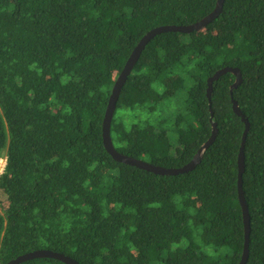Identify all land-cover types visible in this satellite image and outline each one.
<instances>
[{"label":"trees","instance_id":"1","mask_svg":"<svg viewBox=\"0 0 264 264\" xmlns=\"http://www.w3.org/2000/svg\"><path fill=\"white\" fill-rule=\"evenodd\" d=\"M217 1L0 0V192L8 200L0 207V264L37 249L81 264H240L246 123L233 97L251 123L246 264H264V0H225L204 29L156 35L123 87L111 135L130 156L183 166L217 123L194 169L157 174L116 160L103 140L113 86L141 39L157 26L197 22ZM225 66L240 67L244 80L232 96L236 75H222L211 108L208 79ZM183 91L175 114L155 115Z\"/></svg>","mask_w":264,"mask_h":264},{"label":"water","instance_id":"2","mask_svg":"<svg viewBox=\"0 0 264 264\" xmlns=\"http://www.w3.org/2000/svg\"><path fill=\"white\" fill-rule=\"evenodd\" d=\"M225 0H218L217 5L215 9L207 14L205 17L202 19L198 20L197 22H194L192 24H187V25H162V26H157L153 29H151L147 34L141 39V41L138 43V45L135 47L134 51L132 52L131 56L129 57L128 61L126 62V65L124 69L121 71L119 74L110 98L108 102V106L105 112L104 120H103V126H102V131H103V140L105 147L109 151V153L116 159L128 164L135 165L137 167L153 171L157 174H179V173H184L188 172L192 169H194L197 164L201 161L203 153L205 150L214 143L216 140L218 133H219V128L217 126L216 122H213V133L212 136L199 148L198 152L195 154L194 158L186 163L183 166L180 167H167V166H162V165H157L155 163L143 160L141 158H137L134 156H130L128 154H125L123 152H120L119 150L116 149L112 135H111V127H112V121L113 117L118 105V101L120 98V95L122 93L123 87L131 74L132 70L134 69L136 63L138 62L139 58L141 57L144 49L148 45V43L158 34L166 31H180V32H194L196 30H202L204 29L208 23L212 22L215 18H217L221 12L223 11ZM232 72L236 75V80L231 86V93L233 96V90L236 89L244 80L243 78V73L240 67L238 66H225L223 68L218 69L212 76L209 77L208 79V97L210 99V105L212 108V100H211V95L214 90V83L215 81L219 80V78L228 73ZM233 108L234 111L242 116V119L246 123V128L243 134V141L239 153V200L242 205V211H243V218H244V223H245V247H244V252L242 256V260L240 264H246L248 260V255H249V244H250V235H251V230H252V223H251V214L249 211V205L247 203V199L245 196L244 188H243V173L245 171V144L247 140V135L250 131L251 128V123L249 118L246 116V114L242 111L239 102L233 97ZM214 115V112L212 111V116ZM213 118V117H212ZM37 257H53L60 259L68 264H81L78 260L75 258L71 257L70 255H67L62 252H58L55 250L51 249H37L34 251L27 252L25 254H22L18 256L17 258L9 261L8 263L5 264H20L24 261H27L29 259L37 258Z\"/></svg>","mask_w":264,"mask_h":264},{"label":"rangeland","instance_id":"3","mask_svg":"<svg viewBox=\"0 0 264 264\" xmlns=\"http://www.w3.org/2000/svg\"><path fill=\"white\" fill-rule=\"evenodd\" d=\"M186 94H184V91L180 93V95L176 98H171V99H166V101H164L158 108V110L156 111V116H160V117H167V116H171L173 114H175L177 111V107L182 106L183 104V100H184V96ZM170 127V126H169ZM171 129V135L173 137L174 140H177V134L172 132V128ZM6 151L3 153L1 161H0V175L3 173L6 163H7V158H6ZM0 207L1 209L4 207L8 206V200L7 198L1 194L0 192Z\"/></svg>","mask_w":264,"mask_h":264}]
</instances>
